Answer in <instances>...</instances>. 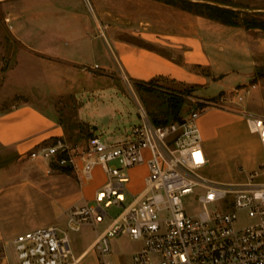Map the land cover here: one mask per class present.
Listing matches in <instances>:
<instances>
[{
    "label": "built area",
    "instance_id": "obj_1",
    "mask_svg": "<svg viewBox=\"0 0 264 264\" xmlns=\"http://www.w3.org/2000/svg\"><path fill=\"white\" fill-rule=\"evenodd\" d=\"M255 86L236 89L231 99H200L204 106L165 123H154L139 105V123L119 140L91 134L84 146L57 140L31 150L29 158L68 168L81 182H89L99 165L105 181L93 194L94 204L83 199L62 210L65 228L51 224L15 235L11 244L17 264H78L83 254H74L70 232L82 226L96 229L107 209L122 207L128 197L91 244L100 264H114L106 257L111 239L121 234L141 242L126 264H264V181L254 180L264 174V115L237 109L263 149L259 168L244 183L215 182L200 174L208 159L197 125L205 108L232 110L227 104L242 102ZM142 163L148 167L144 189L133 196L126 170ZM194 193L202 209L188 214L182 199ZM241 218L247 222L239 224Z\"/></svg>",
    "mask_w": 264,
    "mask_h": 264
},
{
    "label": "crops",
    "instance_id": "obj_2",
    "mask_svg": "<svg viewBox=\"0 0 264 264\" xmlns=\"http://www.w3.org/2000/svg\"><path fill=\"white\" fill-rule=\"evenodd\" d=\"M60 1L62 5L59 10L57 8L50 10L47 25L41 23L44 20L35 16L37 13L34 11L28 17H25V11L23 12V23H16V34H14L21 47L16 53V63L10 69L5 66L0 68V73L4 75L0 76L2 78L0 100L26 95L21 88L28 79L32 83L31 95H33V101H21L0 111L1 187L5 185V181H10L4 171L8 164L18 161L39 146L65 139V128L58 119L55 104L44 106L38 101H43L46 97L51 99L65 95H75L79 99L78 96L83 93L84 95L80 96L82 104L78 109V115L82 122L88 123L89 128L95 130L94 134H101L98 130L100 126H105V116L113 115L115 112V106L108 98L116 97L118 89L113 83L97 85L94 80L92 85H88L87 81L82 79L88 78L86 70L91 69L94 64L105 69L102 72L110 74V71H115L118 63L123 73L135 83L159 79L171 85L166 88L167 91L183 85L192 86L197 91L198 88H204L210 83L211 77L206 73L195 71L193 65L209 68L211 72L218 70L215 58L205 53L199 40L194 41L196 39L193 36L195 33L199 35V29L186 33L185 28L179 23L169 22L166 11H158L154 16L153 0H92L98 15L112 21V26L104 32L105 40L95 36L89 27L79 22L80 13L76 4L70 5L68 0ZM157 2L167 5L163 7L157 3L159 9L170 10L168 6H171L175 7L172 11L175 15L182 17L186 15L187 10L163 1L157 0ZM187 12L195 16L199 22L204 18L190 11ZM45 20L47 21L46 18ZM12 85L17 87L11 89ZM87 93L92 97L83 100ZM255 96L261 98L262 91H256ZM228 113L230 112L212 107H207L200 113L197 125L202 148L209 165L219 163L223 155L220 140L222 133L230 130L235 135L242 121L251 135L248 148L251 146L256 154L255 157L247 155L243 159L249 180L251 172L258 169L263 160V149L257 136L248 130L245 119L241 116L243 119L235 121L227 115ZM205 166L200 171L205 170ZM126 173L129 177L128 191L133 196H138L144 189V180L148 173L147 164L135 165L127 169ZM97 174L101 175L100 180H96ZM256 178L258 179L255 181H264V174ZM104 181L105 174L99 165L93 168L92 179L89 182H81L77 179L81 192L78 201L92 199L95 190ZM25 185L21 188L16 187L15 191H23ZM85 188L91 191L88 197L85 195ZM4 192L8 191L0 188V196ZM62 210L60 209L57 216L63 215ZM51 224L57 223H52L51 220L33 225L24 223L9 239H5L0 232V264H17L14 251L12 254L8 251V246L15 235ZM94 239L75 255L83 254L84 257L90 251H94L91 248ZM126 263L122 261L120 264Z\"/></svg>",
    "mask_w": 264,
    "mask_h": 264
},
{
    "label": "rangeland",
    "instance_id": "obj_3",
    "mask_svg": "<svg viewBox=\"0 0 264 264\" xmlns=\"http://www.w3.org/2000/svg\"><path fill=\"white\" fill-rule=\"evenodd\" d=\"M68 1L71 3L70 5L76 4L78 6L79 22L89 27L95 36H100L105 40L104 32L112 26V21L98 15L92 0ZM192 1H206L229 6L240 12L238 21L255 19L264 25V0ZM157 3H160V6L167 7L162 2L153 0L152 10L154 16L157 15L158 11H166L168 12L169 22L179 23L180 26L185 28L186 33L196 28L199 29V35L197 36L195 33V36H193L196 39L194 41L199 40L205 53L215 58L214 61L218 67L216 72H211L209 68L192 66L195 71L208 74L211 81L204 88H198L197 91L188 85L179 87L182 89L178 93L183 99L182 106L176 118L169 116L168 119L180 120L189 112L204 106V103H200V99H215L220 96L231 99L236 89L248 87L252 84L256 86L251 89L242 102L227 104L232 108V110H226L230 112L227 115L235 121L243 119L237 111L238 108H245L250 112L264 115V28L229 27L217 22H209L204 18L200 19L199 22L195 16L193 17L187 11H185L186 15L182 17L172 12L175 7L168 6L170 10L159 9ZM61 5L60 0H0V68L5 66L10 69L16 63V53L21 47L14 34H16V23H23V12L25 11V17H28L34 11L37 13L35 16L44 20L41 23L47 25L49 24L50 10L55 8L59 10ZM176 9L178 8L176 7ZM94 65L91 69L86 70L88 78L82 79L87 81L88 85H92L94 80H96L97 85L113 83L118 89V97L108 98L114 104L115 112L113 115L105 116V126H100L98 131L101 134L98 133L97 135L108 139V141L124 138L130 133L132 127L139 123V105L144 107L151 119L153 115L164 118L163 111L167 104L165 94L169 93L166 88L171 86L168 82L158 79L150 83L145 82L146 86L155 89L153 92L137 90L135 85L137 82L135 83L134 80L126 76L118 63L115 71H110V74L102 72L105 69L98 64H96L97 67H94ZM31 66L32 63L30 62V68ZM113 72L115 75H113ZM101 75L103 77H99ZM0 76L3 77L4 75L0 73ZM0 81H2L1 77ZM11 87V89H14L17 86L12 85ZM22 87L21 90L26 95L0 100V111L21 103V101H33L31 80H26ZM258 90L263 93L261 98L255 96ZM83 95L82 93L80 96ZM80 96H78L79 99L75 95L57 96L51 99L46 97L43 101H38L39 104L44 106L50 103L55 104L58 119L65 128L64 141L74 148L84 146L88 136L94 134L93 131H95L89 128L88 123L82 122L78 115V109L82 104V97ZM91 97V94L87 93L83 100ZM237 129L238 132L235 135L230 130H225L222 133L223 136L220 139L223 149L222 159L215 165L207 163L205 170L200 171L203 177L220 183L248 181L247 168L243 163V159L247 155L255 157L256 154L251 146L248 148V143H251V135L245 129L242 121ZM235 137L239 139L236 140ZM4 171L10 178L9 182L5 181L3 187L0 186L4 191H8L0 196V232L5 239H9L12 233L20 229L24 223L33 225L41 221L51 220L52 223H57L60 227L65 228V215L57 216V214L60 209H65L78 201L81 195L76 175L71 170L68 173L61 172L59 168L49 166L44 160L31 159L27 154L18 161L8 164ZM17 176L20 178H15ZM100 179L101 175L97 174L96 180ZM257 179L254 178V180ZM22 185H25L23 191L16 192L15 188H21ZM128 187L129 184H127V189ZM13 190L14 192H10ZM84 191L87 197L90 196L91 191L89 188H85ZM196 193H198V190H196ZM196 193L186 195L182 199L188 214H196L202 209L197 201ZM130 200L131 198L128 197L123 206H126ZM87 201L89 204H94L91 198H88ZM122 207L110 206L103 221L97 223L96 229L82 226L78 231L70 232V243L74 254L79 253L96 237L97 233L102 232L110 221L121 212ZM214 208V206H211L210 211ZM216 208L221 209L219 206H216ZM245 222L247 220L241 218L239 224ZM110 244L111 251L106 257L107 261L120 264L122 261L129 263L131 254L139 247L140 242L132 241L126 235L121 234L112 238ZM8 251L11 254L13 253L11 243L8 246ZM100 261L101 258L97 256L95 251H90L82 257L78 264H99Z\"/></svg>",
    "mask_w": 264,
    "mask_h": 264
},
{
    "label": "trees",
    "instance_id": "obj_4",
    "mask_svg": "<svg viewBox=\"0 0 264 264\" xmlns=\"http://www.w3.org/2000/svg\"><path fill=\"white\" fill-rule=\"evenodd\" d=\"M163 2L175 5L181 9L190 11L195 13V15L202 16L209 20L218 22L223 25L232 26V27H239L243 26L244 28H260L263 29L264 25L260 21H256L255 19L245 20L242 19L238 21L239 11L233 9L229 6H222L206 1H192V0H162ZM156 79H151L146 83L153 82ZM159 80V79H158ZM145 83V82H144ZM143 82H137L136 89L143 90L146 92H153L155 89L150 86H146ZM182 89L176 88L169 91V93L165 94L167 97V104L163 111L164 118H159L157 116L152 117L154 123H165L170 121L168 119L169 116H173V118L177 117L178 111L182 106L183 99L178 93ZM61 172L68 173L70 170L68 168H59Z\"/></svg>",
    "mask_w": 264,
    "mask_h": 264
},
{
    "label": "bare ground",
    "instance_id": "obj_5",
    "mask_svg": "<svg viewBox=\"0 0 264 264\" xmlns=\"http://www.w3.org/2000/svg\"><path fill=\"white\" fill-rule=\"evenodd\" d=\"M199 133H200V131H199Z\"/></svg>",
    "mask_w": 264,
    "mask_h": 264
},
{
    "label": "snow or ice",
    "instance_id": "obj_6",
    "mask_svg": "<svg viewBox=\"0 0 264 264\" xmlns=\"http://www.w3.org/2000/svg\"><path fill=\"white\" fill-rule=\"evenodd\" d=\"M197 155H199V154H197Z\"/></svg>",
    "mask_w": 264,
    "mask_h": 264
}]
</instances>
